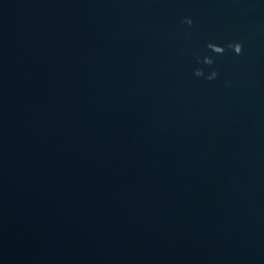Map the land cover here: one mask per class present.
<instances>
[{
    "label": "water",
    "instance_id": "water-1",
    "mask_svg": "<svg viewBox=\"0 0 264 264\" xmlns=\"http://www.w3.org/2000/svg\"><path fill=\"white\" fill-rule=\"evenodd\" d=\"M0 264H264V0H0Z\"/></svg>",
    "mask_w": 264,
    "mask_h": 264
}]
</instances>
